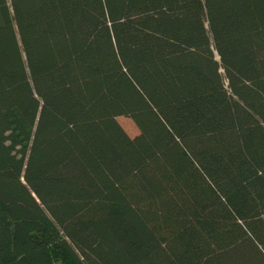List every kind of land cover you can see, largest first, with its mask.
<instances>
[{
	"label": "trees",
	"instance_id": "1",
	"mask_svg": "<svg viewBox=\"0 0 264 264\" xmlns=\"http://www.w3.org/2000/svg\"><path fill=\"white\" fill-rule=\"evenodd\" d=\"M0 264H264V0H0Z\"/></svg>",
	"mask_w": 264,
	"mask_h": 264
},
{
	"label": "rangeland",
	"instance_id": "2",
	"mask_svg": "<svg viewBox=\"0 0 264 264\" xmlns=\"http://www.w3.org/2000/svg\"><path fill=\"white\" fill-rule=\"evenodd\" d=\"M116 119L130 137H133L138 133L137 127L130 118L118 116Z\"/></svg>",
	"mask_w": 264,
	"mask_h": 264
}]
</instances>
